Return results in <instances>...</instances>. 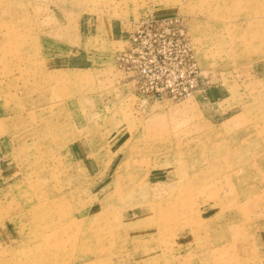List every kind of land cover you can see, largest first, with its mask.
<instances>
[{
    "label": "rangeland",
    "instance_id": "374dc122",
    "mask_svg": "<svg viewBox=\"0 0 264 264\" xmlns=\"http://www.w3.org/2000/svg\"><path fill=\"white\" fill-rule=\"evenodd\" d=\"M153 11L187 27L179 101L116 65ZM0 264H264V0H0Z\"/></svg>",
    "mask_w": 264,
    "mask_h": 264
},
{
    "label": "built area",
    "instance_id": "2783aa9c",
    "mask_svg": "<svg viewBox=\"0 0 264 264\" xmlns=\"http://www.w3.org/2000/svg\"><path fill=\"white\" fill-rule=\"evenodd\" d=\"M116 65L134 93L148 99L179 101L202 83L187 27L178 15L148 14L137 20Z\"/></svg>",
    "mask_w": 264,
    "mask_h": 264
},
{
    "label": "crops",
    "instance_id": "0c3cea01",
    "mask_svg": "<svg viewBox=\"0 0 264 264\" xmlns=\"http://www.w3.org/2000/svg\"><path fill=\"white\" fill-rule=\"evenodd\" d=\"M151 14H152L153 16H156V17H161V16H173V15H176V14H173V13H172V14H169V15H168V14H167V15H166V14H161V13H159V12H157V11H153V13H151ZM118 40L122 41V38H119ZM72 56H73V55H72ZM74 59H75L74 57H70V56H68V63H67V65H66V67H65L66 69L69 70L70 67H75V68H76V67H80V66L74 64V63H76V61H74ZM69 61H70V62H69ZM86 67H88V66H86ZM65 68H64V66H62V67H57L56 69L61 70L60 72L62 73V72L65 70ZM93 69H94V68H93ZM112 80H113V79H112ZM110 81H111V79H110ZM121 86H122V88H121L122 91H126V90H127V89L125 90L126 87H124L123 84H122ZM126 93H128V92L126 91Z\"/></svg>",
    "mask_w": 264,
    "mask_h": 264
}]
</instances>
